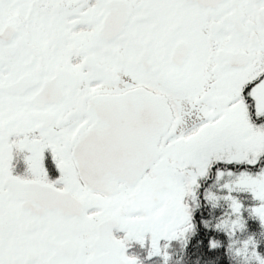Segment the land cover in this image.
I'll return each mask as SVG.
<instances>
[{"label": "snow or ice", "instance_id": "6c2138e0", "mask_svg": "<svg viewBox=\"0 0 264 264\" xmlns=\"http://www.w3.org/2000/svg\"><path fill=\"white\" fill-rule=\"evenodd\" d=\"M214 163L264 223V0H0V264H139Z\"/></svg>", "mask_w": 264, "mask_h": 264}, {"label": "flooded vegetation", "instance_id": "af4514ba", "mask_svg": "<svg viewBox=\"0 0 264 264\" xmlns=\"http://www.w3.org/2000/svg\"><path fill=\"white\" fill-rule=\"evenodd\" d=\"M236 169H239V167ZM16 171L22 173L23 169L18 166ZM210 171L212 174L213 167L210 168ZM221 172L224 173L223 170ZM233 173H237L236 171L234 172V168ZM223 177V175H219L218 180H222ZM50 178L54 179L55 176L51 175ZM200 178L201 179H198L199 187L195 190V198L191 196L185 198V203L192 214L191 227L187 232L172 240L161 239L159 241V254H153L151 256L149 255V243L146 242L144 246H141L135 241H130L126 247L127 255L135 257L139 261V264H176V261L181 260L179 259L181 257L189 258L190 264H207L206 258L209 253L207 250V233L209 232L211 234L210 236L216 240V247L218 248L215 251H211L215 253V264H223V250L220 245H223L221 239H223L225 235L224 224L231 221L229 224L234 226V229L244 225L245 228L248 227V230H250L256 222V215L252 213V209L255 207V198L253 195H248V197L244 199L241 197L240 191L234 189L231 200H236L241 205V208L239 213H234L231 202L230 217H226V214H228L226 212H228L230 208L228 204L224 202V192L221 193V191H219L222 188L221 185L216 188L208 189L207 183L210 177L207 179ZM217 188L218 190H216ZM218 191L220 193H218ZM213 227L215 228L213 229ZM214 231L216 232L215 236ZM234 231L237 233L239 232L236 230ZM114 234L118 237L123 236V232L121 231H115ZM182 240H187L188 249L186 251L176 249L177 243H180ZM193 246L196 248H193Z\"/></svg>", "mask_w": 264, "mask_h": 264}, {"label": "rangeland", "instance_id": "374dc122", "mask_svg": "<svg viewBox=\"0 0 264 264\" xmlns=\"http://www.w3.org/2000/svg\"><path fill=\"white\" fill-rule=\"evenodd\" d=\"M211 167H214L213 168L214 178L210 177V174H211L210 169L208 171V174L206 176H203L202 178L207 179L210 177L207 183L208 189L216 188L221 185L222 188L219 191H221V193L224 192L223 194L224 202H226L228 204V207L230 208L229 211L226 212L228 213L226 214V217H230L232 200L229 197L232 196L234 189L230 191L228 187H225V185L230 184L235 179L234 177L239 174V172L241 171V168L239 167V169H236L237 167H233V165L225 166L223 164H216V163H214ZM233 168H234V172L236 171L237 173H233ZM222 170L224 171V174H223L224 177L222 178V180L221 179L218 180V171L221 172ZM229 171L232 172V175L228 174ZM198 179H201V178L199 177ZM216 190H218V188ZM219 191L218 193H220ZM239 191H240L241 197H243L244 199H246L248 195H252V193L247 190H239ZM259 204H260V201L255 199V207H257ZM256 219H259V218L256 216ZM230 222H226L224 224V234L227 236V239L225 238V235H224L223 239H221L223 241L222 243H224L225 241L232 243L231 247H232L233 255L241 263L243 262L246 264H254V263L261 264V262L264 261V234L263 236L256 238L252 234V232L248 230V227L245 228L244 225H241L237 227L236 229H234L235 227L230 225L229 224ZM262 225L264 226V223H262ZM214 228L215 227H213V229ZM234 230L239 231V232L237 233ZM215 234L216 232H214V236ZM220 246L222 247V250H223V245H220Z\"/></svg>", "mask_w": 264, "mask_h": 264}, {"label": "trees", "instance_id": "16d2710c", "mask_svg": "<svg viewBox=\"0 0 264 264\" xmlns=\"http://www.w3.org/2000/svg\"><path fill=\"white\" fill-rule=\"evenodd\" d=\"M215 167V166H214ZM213 167V168H214ZM214 172H212V174H210V177H213ZM213 175V176H212ZM210 221V220H209ZM261 221L259 219H256L255 224L250 228V232H252V234L256 237L259 238L260 236H263L264 234V226L262 225V223H260ZM253 229V230H252ZM215 232V231H214ZM208 241H207V250H208V256L206 258L207 260V264H215L216 262V258H215V253L211 252V251H215L216 249H218L216 247V240L210 236L211 234L208 232ZM225 238L227 239V236L225 235ZM214 241L215 242V247H210V242ZM198 243V240H197ZM187 240H182L180 243H177L176 245V249L180 250V251H186L188 249V245H187ZM232 243L225 241L223 243V264H246V263H241L240 261L237 260V258L233 255V251H232V247H231ZM193 248H196L193 246ZM181 260L176 261V264H190L189 262V258L186 257H181L179 258ZM201 259V258H198ZM201 264V263H199ZM256 264V263H254Z\"/></svg>", "mask_w": 264, "mask_h": 264}]
</instances>
